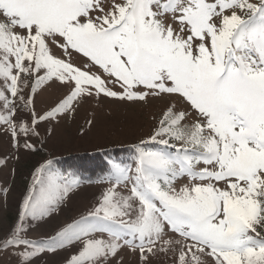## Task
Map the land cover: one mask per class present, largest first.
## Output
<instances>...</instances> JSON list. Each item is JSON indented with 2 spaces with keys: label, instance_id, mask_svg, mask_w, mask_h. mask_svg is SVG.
<instances>
[{
  "label": "snow or ice",
  "instance_id": "snow-or-ice-1",
  "mask_svg": "<svg viewBox=\"0 0 264 264\" xmlns=\"http://www.w3.org/2000/svg\"><path fill=\"white\" fill-rule=\"evenodd\" d=\"M50 45L80 54L108 80ZM53 80L69 94L37 116L35 94ZM0 82V123L14 139L38 135L37 123L85 95L166 94L187 105L164 111L134 146V166L113 164L97 206L40 242L25 238L26 220L49 215L81 181L51 160L36 169L0 251L31 264L78 242L68 264H109L124 248L141 264L158 253H172L173 264H264V0H0ZM20 105L31 125L14 119Z\"/></svg>",
  "mask_w": 264,
  "mask_h": 264
},
{
  "label": "rangeland",
  "instance_id": "rangeland-1",
  "mask_svg": "<svg viewBox=\"0 0 264 264\" xmlns=\"http://www.w3.org/2000/svg\"><path fill=\"white\" fill-rule=\"evenodd\" d=\"M50 47L56 57L70 59L76 67L95 72L102 79L108 80L96 67L85 68L86 58L80 54L72 53L69 57L55 45ZM107 86L117 93L123 91L119 84L109 82ZM2 87L0 82V88ZM141 90L143 89H136ZM69 91L68 85L56 80L42 85L34 97L37 116H43L52 110ZM171 104H176L179 109L187 107L179 98L166 94L162 97L149 96L146 101L119 100L103 94L85 95L74 102V110L37 123L35 127L38 135L20 133L14 139L7 130V125L0 123V240L6 238L18 222L23 199L32 184L36 169L49 160L55 171L65 176L74 174L81 183L70 190L63 202L43 219L33 221L28 218L25 222V238L35 242L48 241L68 224L86 215L98 205L102 191L109 186L101 181L109 176L113 164L134 166V146L149 139L159 126L164 111ZM0 114L6 113L0 109ZM14 119L31 125V111L20 105ZM25 143L33 145L35 151L25 148ZM118 147H132L133 151L129 155H119L117 160H108L109 170L97 176L83 177L64 171L56 162L65 156L90 154ZM148 147L155 149L160 146L149 144ZM187 182L186 177L182 178L177 181V186ZM120 191L127 194L125 189ZM170 235L178 239L174 234ZM80 248L81 244L78 242L66 244L55 252L40 253L31 260V264H68ZM173 259L172 253H158L149 258V264H173ZM117 261L119 264H141L139 253H132L127 248L119 253L115 261L110 259L109 264H117ZM0 264H21V259L14 250L0 251Z\"/></svg>",
  "mask_w": 264,
  "mask_h": 264
},
{
  "label": "trees",
  "instance_id": "trees-1",
  "mask_svg": "<svg viewBox=\"0 0 264 264\" xmlns=\"http://www.w3.org/2000/svg\"><path fill=\"white\" fill-rule=\"evenodd\" d=\"M132 147H118L114 149H105L103 151L93 152L90 154H75L62 157L56 161L59 167L64 171L68 170L83 177L97 176L109 170L111 159H119V155H129Z\"/></svg>",
  "mask_w": 264,
  "mask_h": 264
}]
</instances>
